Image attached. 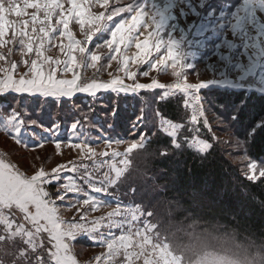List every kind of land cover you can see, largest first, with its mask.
Listing matches in <instances>:
<instances>
[{"label": "snow or ice", "instance_id": "1", "mask_svg": "<svg viewBox=\"0 0 264 264\" xmlns=\"http://www.w3.org/2000/svg\"><path fill=\"white\" fill-rule=\"evenodd\" d=\"M170 99L177 120L158 107ZM212 103L217 125L243 127L245 179L264 183L248 151L264 134V0H0V132L77 152L50 170L48 157L22 166L0 153V264H82L81 240L104 249L91 264H155L147 181L168 168L154 160L146 175L132 156L155 142L161 165L206 158L219 142Z\"/></svg>", "mask_w": 264, "mask_h": 264}, {"label": "trees", "instance_id": "2", "mask_svg": "<svg viewBox=\"0 0 264 264\" xmlns=\"http://www.w3.org/2000/svg\"><path fill=\"white\" fill-rule=\"evenodd\" d=\"M155 107L154 103L153 109ZM158 107L165 117L177 120V100L160 102ZM205 108L213 130L226 133L228 137V140L214 142L206 158L186 152L179 156L178 162L165 160L161 165L154 154L158 148L155 142L146 151L132 156L131 167L139 166L146 175L153 174L154 160L157 167L168 168L166 179L147 181L153 195L146 196L145 202L153 213L155 231L171 246L173 253H179L178 246L188 253L193 251L194 259L205 251L220 254L229 251L244 263L251 260L253 264L256 261L264 264V183L246 180V163L234 160L241 156L242 150L235 149L233 132L243 135V127L233 129L217 125L218 105L205 104ZM49 115L57 118L56 109L53 108ZM116 134L130 135L129 125L121 123ZM207 138L211 140V134ZM248 151L257 161H264V134L256 137ZM206 239L210 241L205 243ZM82 242L87 245L90 241Z\"/></svg>", "mask_w": 264, "mask_h": 264}, {"label": "rangeland", "instance_id": "3", "mask_svg": "<svg viewBox=\"0 0 264 264\" xmlns=\"http://www.w3.org/2000/svg\"><path fill=\"white\" fill-rule=\"evenodd\" d=\"M101 51H106V50H101ZM13 58L19 60L18 55L14 56ZM114 68L115 65H113V69ZM113 69H108V71H112ZM200 70L202 71V66ZM91 75H92V70L85 71V76H91ZM152 75H155V73H152ZM100 78L107 79L108 77L106 73H102ZM202 78L206 79L208 78V76L204 75ZM189 79L192 82H195L196 77L190 76ZM159 80L162 83H171L172 77L168 74H164L159 76ZM141 82L147 83L149 82V80L146 78H141ZM37 131H40V129H37ZM214 132L216 137H218V139L228 140L226 133L219 134L217 130H214ZM99 148L102 149L103 145L102 144L99 145ZM0 153H5L6 155H8V158H10L14 163H19L22 166H29L33 161H35V157L37 156L41 157L42 159L48 157L49 159L45 162L44 166L49 170L52 167H55L57 164L66 163L69 160L77 159V152L68 148L62 149V155H56L55 149L51 142L46 143L42 148H37L35 151L24 149L20 146H17L11 139L7 138L5 134L2 132H0ZM234 160L239 163L240 162H244V164L247 163V161H242L240 159V156H238V158H234ZM35 163L39 166L40 161H35ZM245 170H246V165L244 172ZM145 178L146 176H144V179ZM159 184L161 185L163 183L161 182ZM71 214L72 213L65 212L66 216H71ZM94 215H100V213H95ZM151 222L153 227V231L151 232V237L153 242L152 244L153 252L159 253L157 255H154L153 257L155 264H164L165 261L166 264H253L251 260H249L248 263H244L240 260H237L236 258H234L233 255H231L232 253H230L229 251H226L225 254H220L212 251L209 252L205 251L203 252L204 254L201 255L199 258L194 259V257L192 256L193 251L188 253L186 250H182V248L178 246L179 253H173L171 251L172 249L171 246L168 245L162 237L158 236V233L155 231V225L152 219ZM204 241L206 243L210 240L206 239ZM76 251L78 254V259L81 260L82 264H91V262L94 261L95 255L104 251V249L99 246H91V242L85 245L81 240L76 245ZM182 251L183 254H181ZM255 264H259L258 261H256Z\"/></svg>", "mask_w": 264, "mask_h": 264}]
</instances>
